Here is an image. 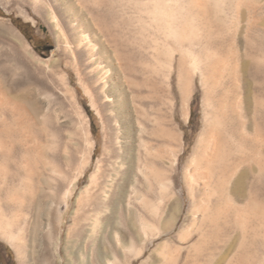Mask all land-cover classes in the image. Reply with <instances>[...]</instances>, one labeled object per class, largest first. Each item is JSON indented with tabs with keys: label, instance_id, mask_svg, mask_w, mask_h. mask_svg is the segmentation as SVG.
Instances as JSON below:
<instances>
[{
	"label": "rangeland",
	"instance_id": "obj_1",
	"mask_svg": "<svg viewBox=\"0 0 264 264\" xmlns=\"http://www.w3.org/2000/svg\"><path fill=\"white\" fill-rule=\"evenodd\" d=\"M156 1L0 0V248L12 253L0 264H264V192L258 212L253 175L233 200L221 175L247 166L249 132L264 138V90L247 89L243 71L264 69V0ZM13 19L31 25L29 37ZM162 120L180 137L165 200L138 173L139 124L151 133ZM211 122L215 184L198 194L203 181L190 176ZM96 173L120 183L92 205Z\"/></svg>",
	"mask_w": 264,
	"mask_h": 264
},
{
	"label": "bare ground",
	"instance_id": "obj_2",
	"mask_svg": "<svg viewBox=\"0 0 264 264\" xmlns=\"http://www.w3.org/2000/svg\"><path fill=\"white\" fill-rule=\"evenodd\" d=\"M171 1H173V0H171ZM155 4H156L157 8H163V6L167 5V1L166 0H157ZM177 6H179V5H177ZM194 6L202 8V9H205V8L207 9V0H196L194 2ZM209 10H211V9H209ZM181 14H182V12H181ZM197 17L200 19L199 21H201V22H203V20H205L207 18V16H205L204 12L197 14ZM186 23L188 24L187 20H186ZM207 23H208V21H207ZM84 26L85 25L80 24V27H84ZM183 32H184V30H183ZM91 43H92V41L89 40V44H91ZM158 50H160V49H158ZM243 66H244L243 71H244V74L246 75L245 76V82H244L246 88L250 89L253 85H256L260 89L259 92H263V90H264V69L261 67L262 65H260V64L255 65L254 64V67H253L250 64H245ZM251 67H253V68H251ZM180 82H181V78H180ZM180 88H181V85H180ZM252 93H253V91H252ZM142 100L143 101H141L140 103H141V106H143V108H144L148 102L144 101V99H142ZM249 106H251V105H249ZM245 111H247V110H245ZM257 114H258V118L252 116L253 117V118H251L252 120L249 119L250 120L249 125L247 124L248 129H250L251 131H252V127H253L252 125L255 122V118H257L259 120V123L261 125H264V112L259 111V113L257 112ZM215 124L216 123L211 122V124L209 123V125H208L209 130L211 129L210 131H212L210 138H205V139L202 138L200 141V144L203 145V147H204L203 148L204 149L203 150V157L201 159H198V156H196L193 160L196 163V165H198V168H197L198 173L197 174H199V176L197 177V175H195L196 174L195 173L194 175H191L190 177L192 178L193 182L202 180L203 184H204V186L202 188L199 185H197V186H199L197 189L198 194L202 193V191L212 190L210 188L212 180H213L212 179V177H213L212 163L218 158V156H219L218 154L220 153V148H221V141H220L221 136L219 137L220 133H218V131L216 130L217 128L219 129V127H216ZM139 125L141 126L140 135H139L140 146L144 149V152H143L144 157L141 154L140 159H142V158H145V159L143 162L140 160V166L138 169V173L141 176H143L144 178H147L149 176L153 177L159 186L160 194H161L163 200H165V198H167V196H169V191H171V186H173V184H176L177 180L179 178V174L177 172L175 173V171H176L175 166L177 165V162H178L177 154L179 152V146H180L179 134H178L176 128H169L168 123H166L163 120L159 123L158 129L155 132H151V133H149L148 127L144 123H140ZM259 132H261V131H259ZM147 134L149 135L150 140H148L146 138L145 135H147ZM205 136H206V134H205ZM154 140L159 142L160 149H161L160 152L155 147ZM245 142H246V144H245L246 145L245 146L246 152H245L244 162L246 163L247 166L245 168H243V171H241L238 174V170H239L238 168L239 167H237V163L233 162V164L235 166H233V164H232L233 167H231V168L227 167V169L225 171H223L222 174L220 173L222 175L223 179L226 181H227V179H233V183L231 186L229 183L228 188L225 187L224 189L223 188L222 189H223V192L229 194V196H230L229 199H232L231 196H233V198L235 197L236 199H244L245 197H247V192L245 190L246 187L248 186L247 181L250 180L251 175H253V181H254V183L256 181V189H257V194L255 196L256 201H257L256 209L258 212H260L259 211L261 209V207H260L261 202L260 201H261V197H262V192H264V167H263V161H262V156L264 154V138H263L261 133H258V132L255 133L254 131H252V132H249L248 136L246 137ZM227 148H228V146H227ZM199 153H200V151H199ZM154 159H159L160 162L162 163V165L164 166V168H166L165 167V165H166L165 159H170V162H171L170 167L167 166L168 169H170V170L166 171V169L160 168L158 166V164H156V162H155L156 160L154 161ZM115 164L117 166V163H115ZM254 164L257 165L256 168H255ZM120 167H121L120 168L121 170L119 171V175L121 174L120 177H122V179H121V182H122V181L127 179L128 175L126 174V169H124L125 168L124 163ZM113 171H116V169ZM201 171H202V173H201ZM169 172H171V174H169ZM90 180H91V186L85 191L84 196H87L88 201L90 203H92V205L98 204L97 201L101 200V199H103V201L107 202L108 198H109L110 189L113 187V185L115 186L116 184L118 185L120 183V181L118 182L119 179L117 180V177L114 179V176L110 175V176H107V180H105L104 175H102V174L99 175L98 173H96L95 175H92V178ZM136 181L138 182V180H136ZM253 181H252V183H253ZM113 183H115V184H113ZM215 190H214V192H215ZM126 192H125V188L123 187V189L121 190V194L123 195L124 198H125ZM133 192H134L133 196L135 197V199L140 200L141 196H139V191L136 187L133 190ZM209 194L213 195V193H209ZM172 195H173V198H175L176 208L178 209L179 204H180L179 197L177 196V194H172ZM142 199H143V197H142ZM225 199H227V198H225ZM209 200H211V199H209ZM144 228H145V225H144Z\"/></svg>",
	"mask_w": 264,
	"mask_h": 264
},
{
	"label": "trees",
	"instance_id": "obj_3",
	"mask_svg": "<svg viewBox=\"0 0 264 264\" xmlns=\"http://www.w3.org/2000/svg\"><path fill=\"white\" fill-rule=\"evenodd\" d=\"M0 16H4V13H3V11L0 9ZM13 22H14V24L17 26V28H19V30L24 34V35H26L27 37H29V35H28V32L32 29V27H31V25L29 24V23H24L22 20H20V19H13ZM36 49L37 50H39V47L38 46H36ZM45 49H46V47H45ZM92 116V115H91ZM6 250H8V252L10 253V254H12L11 253V251H10V249L8 248V247H6Z\"/></svg>",
	"mask_w": 264,
	"mask_h": 264
},
{
	"label": "flooded vegetation",
	"instance_id": "obj_4",
	"mask_svg": "<svg viewBox=\"0 0 264 264\" xmlns=\"http://www.w3.org/2000/svg\"><path fill=\"white\" fill-rule=\"evenodd\" d=\"M5 256L9 257L7 251L0 248V263H3V261H5Z\"/></svg>",
	"mask_w": 264,
	"mask_h": 264
},
{
	"label": "water",
	"instance_id": "obj_5",
	"mask_svg": "<svg viewBox=\"0 0 264 264\" xmlns=\"http://www.w3.org/2000/svg\"><path fill=\"white\" fill-rule=\"evenodd\" d=\"M51 48V47H50ZM50 48H48V49H50Z\"/></svg>",
	"mask_w": 264,
	"mask_h": 264
}]
</instances>
